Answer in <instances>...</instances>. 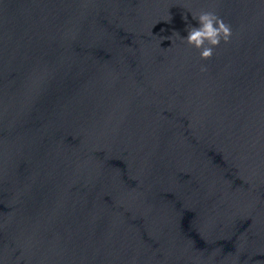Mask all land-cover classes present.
I'll list each match as a JSON object with an SVG mask.
<instances>
[{
	"label": "water",
	"instance_id": "obj_1",
	"mask_svg": "<svg viewBox=\"0 0 264 264\" xmlns=\"http://www.w3.org/2000/svg\"><path fill=\"white\" fill-rule=\"evenodd\" d=\"M0 264H264V0H0Z\"/></svg>",
	"mask_w": 264,
	"mask_h": 264
},
{
	"label": "clouds",
	"instance_id": "obj_2",
	"mask_svg": "<svg viewBox=\"0 0 264 264\" xmlns=\"http://www.w3.org/2000/svg\"><path fill=\"white\" fill-rule=\"evenodd\" d=\"M192 19L198 22V26L188 25L187 35L181 37L174 32L188 46L199 51L201 60L211 59L214 49L219 47L221 42L229 43L232 38L231 26L215 12L201 10L199 13H191ZM187 20V16L184 17ZM202 72L207 71L206 65H201Z\"/></svg>",
	"mask_w": 264,
	"mask_h": 264
}]
</instances>
